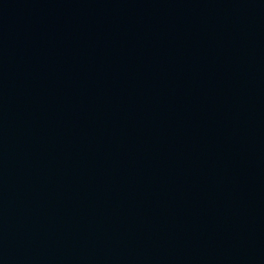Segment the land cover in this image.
Listing matches in <instances>:
<instances>
[{
  "label": "water",
  "instance_id": "water-1",
  "mask_svg": "<svg viewBox=\"0 0 264 264\" xmlns=\"http://www.w3.org/2000/svg\"><path fill=\"white\" fill-rule=\"evenodd\" d=\"M0 264H264V0H0Z\"/></svg>",
  "mask_w": 264,
  "mask_h": 264
}]
</instances>
